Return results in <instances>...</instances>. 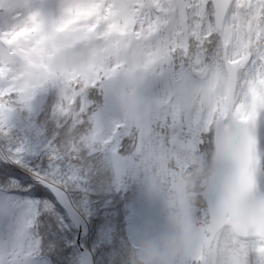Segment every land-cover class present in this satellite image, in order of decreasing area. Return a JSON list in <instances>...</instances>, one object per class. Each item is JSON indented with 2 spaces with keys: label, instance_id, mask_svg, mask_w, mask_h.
<instances>
[{
  "label": "snow or ice",
  "instance_id": "obj_1",
  "mask_svg": "<svg viewBox=\"0 0 264 264\" xmlns=\"http://www.w3.org/2000/svg\"><path fill=\"white\" fill-rule=\"evenodd\" d=\"M264 264V0H0V264Z\"/></svg>",
  "mask_w": 264,
  "mask_h": 264
},
{
  "label": "clouds",
  "instance_id": "obj_2",
  "mask_svg": "<svg viewBox=\"0 0 264 264\" xmlns=\"http://www.w3.org/2000/svg\"><path fill=\"white\" fill-rule=\"evenodd\" d=\"M190 243L189 235L186 231H181L178 240H169L161 238L155 243L144 246V259L141 264H168L165 253L179 250L177 245L181 247Z\"/></svg>",
  "mask_w": 264,
  "mask_h": 264
},
{
  "label": "rangeland",
  "instance_id": "obj_3",
  "mask_svg": "<svg viewBox=\"0 0 264 264\" xmlns=\"http://www.w3.org/2000/svg\"><path fill=\"white\" fill-rule=\"evenodd\" d=\"M148 244H150V243H146L144 246H146V245H148Z\"/></svg>",
  "mask_w": 264,
  "mask_h": 264
}]
</instances>
